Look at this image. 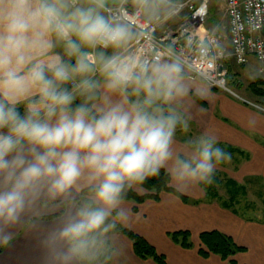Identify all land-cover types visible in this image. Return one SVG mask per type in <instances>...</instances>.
Segmentation results:
<instances>
[{
    "label": "clouds",
    "instance_id": "9594fccd",
    "mask_svg": "<svg viewBox=\"0 0 264 264\" xmlns=\"http://www.w3.org/2000/svg\"><path fill=\"white\" fill-rule=\"evenodd\" d=\"M188 6L0 0V247L24 230L38 264H119L130 190L163 169L186 193L231 162L213 126L189 135L204 111L196 100L242 55V34L264 28V12L243 0L247 16L196 27ZM261 61L250 79L264 75Z\"/></svg>",
    "mask_w": 264,
    "mask_h": 264
},
{
    "label": "crops",
    "instance_id": "0c3cea01",
    "mask_svg": "<svg viewBox=\"0 0 264 264\" xmlns=\"http://www.w3.org/2000/svg\"><path fill=\"white\" fill-rule=\"evenodd\" d=\"M257 65L261 63L251 56L241 66L248 71ZM234 87L236 95L211 88L207 98L196 100L204 111L191 123L189 133L190 136L199 135L204 127L211 125L219 137L218 146L232 154L231 162L220 165L215 173L220 177L218 198H210L204 187L198 186L180 193L188 201L165 191H161L157 199L147 198L139 203L126 200L131 220L124 228L143 237L168 264H264V209L262 218H252L238 211V203L232 208L220 203L227 196L226 179L240 185L264 183V111L256 107L264 109V103L252 100V97H263L264 92L258 89V94L250 93L247 91L250 88L242 87L240 82ZM253 114L259 119L255 127H249L248 120ZM177 136L181 141L185 139L180 133ZM134 191L138 195L148 193L142 188ZM175 231H188L191 247L183 248L174 243L170 233ZM211 231L229 236L244 250L227 259L213 253L200 255L198 250L204 245L199 235ZM121 237L123 254L119 264H156L150 258H138L132 242L122 233ZM38 255L33 236L20 230L10 246L0 247V264H38Z\"/></svg>",
    "mask_w": 264,
    "mask_h": 264
},
{
    "label": "trees",
    "instance_id": "16d2710c",
    "mask_svg": "<svg viewBox=\"0 0 264 264\" xmlns=\"http://www.w3.org/2000/svg\"><path fill=\"white\" fill-rule=\"evenodd\" d=\"M258 92L259 91L256 88L254 93L258 94ZM219 183L220 177L215 174L214 183L211 186H203L206 191V195H208L210 198H218ZM141 188L146 190L148 193L138 195L134 190H130L127 193L126 200H131L139 203L147 198L157 199L158 194L161 191H165L175 194L184 201H188L187 197L167 186L166 173L163 169L161 170V175L159 178H150ZM225 191L227 196L226 198L221 199L220 203L226 208L234 207L236 203H238L239 198L246 194V188L243 185L235 183L231 179L225 180ZM121 233L132 242L133 252L138 258H150L156 264H168L165 260V257L162 254H159L155 250V248L140 235L126 228H122ZM170 238L174 243L180 245L183 248L191 247L188 231L172 232L170 233ZM199 239L205 248H200L198 250V252L202 256H205L209 253H213L219 255L222 259H227L230 256L236 254L237 252H241L244 250L243 247L236 245L229 236H226L216 231L201 233L199 235Z\"/></svg>",
    "mask_w": 264,
    "mask_h": 264
},
{
    "label": "built area",
    "instance_id": "2783aa9c",
    "mask_svg": "<svg viewBox=\"0 0 264 264\" xmlns=\"http://www.w3.org/2000/svg\"><path fill=\"white\" fill-rule=\"evenodd\" d=\"M222 3L226 17V24L231 20L233 11L239 12L241 16H247L248 14L243 7V0H222ZM254 3L256 7L253 11L259 10L264 12V0H254ZM185 13L187 14V22L191 25L199 27L202 23H206V20L203 18L205 16L208 17V0H189V6L185 8ZM229 38H231L230 35ZM169 39V34H165L161 37L162 41H167ZM237 46L242 47L243 52L240 56H232V59L236 64H246L251 56L255 57L262 64L261 55L264 54V28L253 34L244 32L242 34V39L237 42ZM224 61H222L216 69L218 75L221 77L217 81L218 86H213L212 88L236 95L232 88L228 86Z\"/></svg>",
    "mask_w": 264,
    "mask_h": 264
},
{
    "label": "rangeland",
    "instance_id": "374dc122",
    "mask_svg": "<svg viewBox=\"0 0 264 264\" xmlns=\"http://www.w3.org/2000/svg\"><path fill=\"white\" fill-rule=\"evenodd\" d=\"M208 2L209 14L206 19V25H211L218 22H224L226 24V17L221 0H208ZM224 66L226 68L227 82L230 88L234 89V84L236 82H240L242 87L246 89L247 87L250 88L247 89V91L250 93H254L256 88L260 89L261 91L263 90L264 92V75H261L255 79H250L247 74L248 71L244 70L245 67L236 64L232 58L229 60H225ZM254 67L259 66L257 65ZM257 81H260L263 84L258 83ZM252 100L254 102L258 101V103H264V96L258 98L252 97ZM243 186L246 188V194L239 198L237 205L238 208H236L241 214L247 215L252 218H262V210L264 209V205L262 204V201L264 200V183H246Z\"/></svg>",
    "mask_w": 264,
    "mask_h": 264
}]
</instances>
